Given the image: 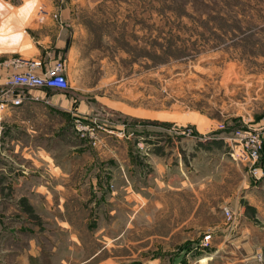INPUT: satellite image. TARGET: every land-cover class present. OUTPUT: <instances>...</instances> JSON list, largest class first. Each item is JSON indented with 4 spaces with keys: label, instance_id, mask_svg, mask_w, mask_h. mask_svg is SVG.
Listing matches in <instances>:
<instances>
[{
    "label": "rangeland",
    "instance_id": "1",
    "mask_svg": "<svg viewBox=\"0 0 264 264\" xmlns=\"http://www.w3.org/2000/svg\"><path fill=\"white\" fill-rule=\"evenodd\" d=\"M51 1L55 11L41 0L33 21L39 27L51 18L62 27L63 11L75 25L74 45L65 51L60 45L57 57L65 62L70 91L118 114L96 119L75 111L77 137L96 145L105 119L113 120L121 137H130L132 130L136 136L148 132L155 161L165 152L175 153V145L181 151L179 172L166 170L165 181L175 174L178 183H192L179 193L160 194L164 176L162 181L154 165L134 177L114 178L113 185L128 188L114 194L122 203L118 220L111 225L103 217L99 226L75 224L71 231L82 233L83 240V233L94 231L119 237L82 241L81 257L100 250L88 264L100 259L110 264H264V207L238 200L229 205L233 217L226 220L211 209L218 204L207 180L214 170L212 157L215 166L231 160L251 180L230 138L237 129H264V0ZM40 8L46 13L39 14ZM53 230L60 232L57 225ZM208 233L213 240L202 248L201 238Z\"/></svg>",
    "mask_w": 264,
    "mask_h": 264
},
{
    "label": "crops",
    "instance_id": "2",
    "mask_svg": "<svg viewBox=\"0 0 264 264\" xmlns=\"http://www.w3.org/2000/svg\"><path fill=\"white\" fill-rule=\"evenodd\" d=\"M1 1L0 86L16 72L11 64H6L9 58L40 59L45 68L58 60L60 45L64 51L74 45L76 27L65 13L62 14L63 11L62 27L51 18L38 27L33 18L41 0H20L15 5L9 0ZM44 1L46 7H52L49 11L54 12L52 1ZM20 91L37 99L14 108L3 120L0 138V264H45V261L69 264L68 260L72 258H80L76 264H88L98 257L100 250L88 257H81L84 251L82 241H113L119 235L104 237L102 233L94 231L87 235L83 233V240L82 233L71 231V226H99L103 217L110 218L111 225L118 220L116 214L122 208V203L114 194L128 188L113 185L114 178L134 177L154 165L162 181L164 176V183L158 185L160 194L167 191L179 193L188 187L187 184L192 185L188 181L179 184L178 180L181 179L175 175L182 161L179 147L175 145V153L165 152L155 161L148 132L136 136L135 130H132L130 137H121L118 126H113V120L109 122L105 119V124L98 131L96 145L78 138L72 129V119L76 113H81L85 118L116 117L118 114L108 106L87 103L70 89L15 90ZM188 152L192 156L198 154L196 150ZM171 155H174V161ZM208 161H212L214 170L207 180L211 181L209 186L215 191L213 198L218 204L211 206L212 210L216 207L218 214L223 216L222 208H230L229 205L238 200L256 209L264 207V180L252 184L247 180L244 168L231 160L222 166H215L216 159L213 157ZM262 163L264 167V154ZM192 168L196 169V166ZM166 170L170 174L176 172L167 181ZM190 173L192 180L194 173ZM146 190L156 191L149 187ZM103 194L110 195L103 198ZM135 205L134 202L133 209ZM134 215L133 211L132 217ZM132 217L126 220L127 225L132 222ZM221 222H218V226ZM182 224L180 222V226ZM55 225L60 229L59 233H54ZM59 238L62 243L55 244ZM94 264L110 263L100 259Z\"/></svg>",
    "mask_w": 264,
    "mask_h": 264
},
{
    "label": "built area",
    "instance_id": "3",
    "mask_svg": "<svg viewBox=\"0 0 264 264\" xmlns=\"http://www.w3.org/2000/svg\"><path fill=\"white\" fill-rule=\"evenodd\" d=\"M45 13V10L40 8L39 14ZM6 64H11L16 72L8 78L5 84L0 86V138L3 132L4 116L24 102L37 99L27 96L22 91L15 92L17 88L69 89L64 61L55 60L50 66L44 68L40 59L28 60L13 56L6 61ZM37 70H40V73H37ZM77 122L81 126L82 122L79 120ZM83 127H85L84 129L87 128V126ZM91 130L93 131V128ZM230 139L233 143V150H235L234 153L237 156V161L248 168L250 181L256 183L264 178L262 163L264 129H237L232 133ZM222 213L226 220H231L233 217L228 207H223ZM211 241V234H205L201 238L200 245L202 248L210 247ZM257 253L260 255L261 252Z\"/></svg>",
    "mask_w": 264,
    "mask_h": 264
},
{
    "label": "trees",
    "instance_id": "4",
    "mask_svg": "<svg viewBox=\"0 0 264 264\" xmlns=\"http://www.w3.org/2000/svg\"><path fill=\"white\" fill-rule=\"evenodd\" d=\"M263 154V153H262ZM262 160H263V157H262Z\"/></svg>",
    "mask_w": 264,
    "mask_h": 264
}]
</instances>
